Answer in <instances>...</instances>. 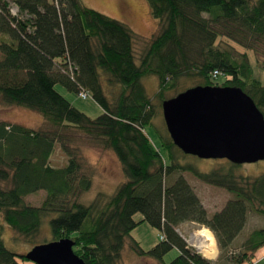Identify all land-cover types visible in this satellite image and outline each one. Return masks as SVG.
I'll use <instances>...</instances> for the list:
<instances>
[{
    "label": "trees",
    "instance_id": "16d2710c",
    "mask_svg": "<svg viewBox=\"0 0 264 264\" xmlns=\"http://www.w3.org/2000/svg\"><path fill=\"white\" fill-rule=\"evenodd\" d=\"M148 3L160 27L143 42L128 24L86 7L82 0H0V98L6 105L40 113L51 125V129H33L0 120V264L29 262L26 254L6 247L3 223L31 242L44 220L55 215L50 219L53 241L72 239L75 254L86 264H118L127 240L138 256L162 264L174 248L180 254L169 264H211L189 248L178 226L193 222L209 228L221 254H227L248 213L264 216V173L237 174L239 164L228 160L210 172L183 164L188 154L168 132L162 137L168 160L164 158L146 131L158 105L142 83L144 77H158L160 108L187 90L182 89L184 80L238 87L264 115V84L254 77L247 52L258 57L264 45V0ZM13 5L17 15L11 12ZM138 42L145 44L139 62ZM232 43L246 51L239 52ZM260 63L264 67V59ZM215 71L221 75L214 77ZM57 84L78 95L87 92L103 113L91 119L56 90ZM168 92L175 93L167 96ZM74 128L112 150L127 179L113 195L99 193L88 205L81 197L91 190L92 176L84 172L77 151L64 139V132ZM57 143L68 156L61 168L50 165ZM187 171L226 189L233 198L209 215L184 177ZM173 174L177 177L167 185ZM40 190L47 193L43 204L27 205L24 198ZM139 213L143 219L137 221ZM142 221L163 233L161 242L148 251L131 238ZM238 248L232 256L237 264L249 259L251 264H264V255H256L264 248V228L252 231Z\"/></svg>",
    "mask_w": 264,
    "mask_h": 264
},
{
    "label": "rangeland",
    "instance_id": "374dc122",
    "mask_svg": "<svg viewBox=\"0 0 264 264\" xmlns=\"http://www.w3.org/2000/svg\"><path fill=\"white\" fill-rule=\"evenodd\" d=\"M83 4L91 9H94L102 14L110 16L112 18L118 19L126 24H128L134 32L143 37V42L149 41L152 36L158 32L160 27V21L155 19L150 10L148 0H111L116 11L111 10L108 6L109 2L107 0H82ZM139 4L143 9V12H139V9L132 7L134 4ZM139 16L142 17L141 20ZM234 48L239 52H245L246 49L232 43ZM145 44L138 42L135 47V54L138 58L141 54ZM249 54L250 62L254 70V77L260 80L264 84V67H262V60L264 59V45L258 50V57L251 50L247 51ZM3 55L0 53V59ZM259 58V60H258ZM223 78H219L217 81L222 83ZM148 96L154 101L156 106V116L153 120V125L147 127L146 131L150 135L155 146L161 150L162 155L168 160L167 149L163 146L162 137L167 135V127L164 120L163 110L160 108V101L156 99V94L159 90V79L157 76L151 75L144 77L142 79ZM183 84L187 87L182 88L189 89L198 86L199 83L196 80H184ZM56 90L62 94L66 99H68L72 105L85 113L91 119L97 118L103 113L101 107L93 100L91 95L88 98H80L75 92L69 91L61 84H57ZM175 92H168L167 96L173 95ZM0 120H4L11 123H17L24 125L29 128L39 129L46 128L51 129V125L46 123L43 116L35 111L19 107L16 105H6L0 98ZM65 144L68 147L74 148L82 162V169L86 174H90L93 179V185L89 192L83 194L81 197V202L88 205L90 204L99 193H105L108 195H113L117 187L125 182L126 176L124 174L121 163L119 162L117 156L112 150L106 149L96 141L88 138V136L78 128H74L69 132H64ZM183 164L190 163L195 165L202 172H210L214 168H219L227 163L225 159H200L193 155H187L183 157ZM68 156L63 151L62 145L60 143L55 144L54 152L50 158V165L55 168H61L67 165ZM237 174L258 177L264 173V160H260L254 163H243L239 164L237 169ZM184 177L187 179L189 184L193 187L196 194L202 201L209 215H213L216 212L221 211L226 203L233 198V195L229 193L226 189L216 187L210 184H206L199 180L191 172H184ZM177 174H173L167 178V185L171 184ZM47 196L46 191L40 190L36 193L30 194L24 198L27 205L33 207H39L43 204ZM55 215L48 217L44 220L41 230L38 236L33 238L31 242L25 240L22 237L14 235L13 230L6 224L3 223L2 235L6 247L17 253V254H27L33 247L34 244H45L53 241L50 219ZM135 219L140 221L143 219L142 214H136ZM203 228L209 229L205 226H200L193 222H186L178 226V233L186 240L190 249L200 254L203 258L207 259L211 264H237L232 259V256L237 255L240 251L238 248L246 238L251 234L252 231L264 228V216L253 211L249 212L247 215L246 225L243 231L239 234L235 240L234 246L230 252L227 254H221V250L217 243L216 237L214 235L218 254L214 259L207 258L196 243L193 242V234L202 230ZM163 236L162 231L153 227L149 222L142 221L140 224L131 232V238L139 242L140 246L148 251L152 249L155 245L161 242ZM260 251V252H259ZM256 255H260L261 249ZM180 254L177 248H174L164 257V262L169 264ZM262 256V255H261ZM264 258V256H262ZM252 260H247L243 264H251ZM264 262V261H263ZM20 264H35L31 261ZM118 264H162L158 260L150 257L138 256L132 249L130 240L126 241L125 248L122 252L121 259Z\"/></svg>",
    "mask_w": 264,
    "mask_h": 264
},
{
    "label": "water",
    "instance_id": "95a60500",
    "mask_svg": "<svg viewBox=\"0 0 264 264\" xmlns=\"http://www.w3.org/2000/svg\"><path fill=\"white\" fill-rule=\"evenodd\" d=\"M162 110L172 141L185 154L234 164L264 160V115L238 87L195 86L164 101ZM74 245L69 238L39 244L25 257L35 264H86Z\"/></svg>",
    "mask_w": 264,
    "mask_h": 264
},
{
    "label": "bare ground",
    "instance_id": "6f19581e",
    "mask_svg": "<svg viewBox=\"0 0 264 264\" xmlns=\"http://www.w3.org/2000/svg\"><path fill=\"white\" fill-rule=\"evenodd\" d=\"M107 1L109 2L111 0H107ZM108 4L111 10L113 11L117 10V7H115L113 2H109ZM132 7L135 9H139L140 13L141 11L142 13H144L143 9L139 4L136 3L132 5ZM141 18L142 17L139 16L140 20ZM192 238H193V242L197 244V246L200 248V250L207 258L214 259L217 256L218 249H217L216 241L213 233L209 229L203 228L202 230L193 234Z\"/></svg>",
    "mask_w": 264,
    "mask_h": 264
},
{
    "label": "built area",
    "instance_id": "2783aa9c",
    "mask_svg": "<svg viewBox=\"0 0 264 264\" xmlns=\"http://www.w3.org/2000/svg\"><path fill=\"white\" fill-rule=\"evenodd\" d=\"M11 12H12L13 15H17V13H18V8H17L16 6L13 5L12 8H11ZM219 75H221V73H220L219 71H215V73H214V77L219 76ZM79 95H80L82 98H87L88 93L85 92V91H81V93H80Z\"/></svg>",
    "mask_w": 264,
    "mask_h": 264
},
{
    "label": "crops",
    "instance_id": "0c3cea01",
    "mask_svg": "<svg viewBox=\"0 0 264 264\" xmlns=\"http://www.w3.org/2000/svg\"><path fill=\"white\" fill-rule=\"evenodd\" d=\"M262 250H263V252H262ZM259 252H260V251H259ZM261 252H262V253H260V255H264V248L261 249Z\"/></svg>",
    "mask_w": 264,
    "mask_h": 264
}]
</instances>
